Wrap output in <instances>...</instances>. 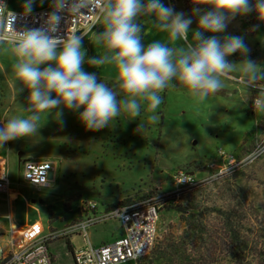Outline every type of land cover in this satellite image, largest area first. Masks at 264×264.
Wrapping results in <instances>:
<instances>
[{
	"label": "rangeland",
	"instance_id": "374dc122",
	"mask_svg": "<svg viewBox=\"0 0 264 264\" xmlns=\"http://www.w3.org/2000/svg\"><path fill=\"white\" fill-rule=\"evenodd\" d=\"M50 3L51 0H44L41 5L36 0L34 11ZM163 3L190 16L192 30L197 28L198 21L192 8L207 7L194 5L192 0H187V4L183 0H163ZM23 4L24 0H8L7 9L24 11ZM255 24L260 27L253 31ZM100 30L101 26L93 28L94 32ZM145 33L142 41L145 46L153 41L183 46L182 42H172L166 32L146 27ZM204 35H215L222 41L228 36H241L249 49L247 55L236 52L227 58L230 63H235L234 70L221 77L222 90L211 94L204 102H198L179 89L168 88L160 93L162 103L155 110L145 102L135 119L128 120L130 117L124 114L110 122L109 127L98 131L85 129L78 120L79 110L65 109L63 125L49 115L37 135L8 141L0 147L10 187L17 191L9 201L6 193L0 191V227L7 228L11 222L19 227L40 219L52 229L79 216L81 199L109 205L170 191L173 189L172 175L178 169H193L201 177L205 170L211 171L209 163L221 162L220 151L240 155L253 146L264 132V112L253 109V97L257 93L242 83L239 63L251 59L264 68V23H260L254 14L237 16L228 23L225 31L205 32ZM188 36L191 40L192 31ZM91 39V33L83 35L86 60L100 52ZM8 47L10 44L0 43V126L21 114L20 105L27 106L28 91L15 97L11 87L12 60L4 51ZM83 70L97 74L102 80H108L116 71L111 65L94 68L87 63ZM22 159L50 161L54 165L50 186L35 189L28 185L18 168V160ZM31 199L34 201L30 202ZM178 204L212 220L220 215L219 212L234 208L241 217L237 228L242 239L247 243L258 240L257 234L264 233V153L244 167L213 177L183 193L175 202L163 205L154 248L138 264L164 263V259L156 254L158 244L168 231L179 234L184 228L176 209ZM119 232L117 221L108 220L89 227L87 236L91 242L99 243L112 240ZM66 240L58 238L48 245L55 264H73ZM68 240L74 249L82 245L77 234H70ZM250 253L251 250L246 262L254 264L256 256ZM231 259V255H225L217 264H231Z\"/></svg>",
	"mask_w": 264,
	"mask_h": 264
},
{
	"label": "clouds",
	"instance_id": "9594fccd",
	"mask_svg": "<svg viewBox=\"0 0 264 264\" xmlns=\"http://www.w3.org/2000/svg\"><path fill=\"white\" fill-rule=\"evenodd\" d=\"M43 5L44 0H39ZM36 0H24V14L31 15ZM192 14L198 17L197 28L190 29L192 18L166 6L163 0H51V11L39 27L22 31L12 29L10 44L4 51L12 60L11 87L15 97L28 91L27 106L20 105V115L0 126V147L8 141L37 135V130L52 115L63 125L64 110L78 111V120L86 130L98 131L127 114L135 119L143 103L155 110L162 103L161 92L179 89L198 102L223 88L222 76L234 70L227 59L248 46L241 36H217L237 16L254 14L264 23V0H192ZM7 10L9 26L17 14L0 2V32ZM69 16L95 19L87 26L91 43L100 52L85 59L83 36L78 31L62 38L57 33ZM95 26L102 30L94 32ZM146 27L166 32L172 42L153 41L145 46ZM260 24L252 26L255 31ZM189 31H192L189 40ZM111 65L115 75L108 80L83 70ZM242 83L256 90L253 107L264 112V68L251 59L239 63ZM41 65H46L41 67ZM82 109V110H81ZM52 110H55L53 112ZM156 119L155 116L152 117ZM43 120V123L41 122ZM142 125H139V128ZM138 128V129H139Z\"/></svg>",
	"mask_w": 264,
	"mask_h": 264
},
{
	"label": "built area",
	"instance_id": "2783aa9c",
	"mask_svg": "<svg viewBox=\"0 0 264 264\" xmlns=\"http://www.w3.org/2000/svg\"><path fill=\"white\" fill-rule=\"evenodd\" d=\"M7 1L0 0L6 6ZM50 11L51 3L33 11L31 15L24 14V11H11L17 16L9 26V17L5 10V24L3 32H0V41H10L12 37L8 33L12 29L22 31L39 27ZM94 19V16H69L62 21L57 35L66 38L67 34L78 31L83 36L89 33L87 26ZM254 98L255 96L253 100ZM261 135L244 154H226L220 151L221 162L214 163L211 171L204 176H197L194 170L178 169L172 175L173 189L170 191L143 195L128 203L112 201L109 205L92 199H81L78 205L79 216L72 218L71 222L65 221L60 226H53L52 229L42 220H34L23 227L0 228V264H55L48 245L62 237L67 239L73 264H138L154 248L161 207L175 202L183 193L213 177L231 173L258 159L264 153V132ZM18 168L22 179L31 187L40 189L50 186L54 170L50 161L33 162L25 159L19 162ZM10 185L6 161L0 156V191L7 193L8 201L15 192ZM108 220L117 221L120 229L118 236L110 241L91 242L87 229ZM70 234H77L81 238L82 245L79 248H72L68 240Z\"/></svg>",
	"mask_w": 264,
	"mask_h": 264
},
{
	"label": "trees",
	"instance_id": "16d2710c",
	"mask_svg": "<svg viewBox=\"0 0 264 264\" xmlns=\"http://www.w3.org/2000/svg\"><path fill=\"white\" fill-rule=\"evenodd\" d=\"M183 1L187 4V0ZM176 209L184 228L179 234L168 231L158 244L156 254L164 259L163 264H217L225 255H231V264H248L250 250V255L256 256L254 264H264V233L257 234L258 240H243L237 228L241 217L236 209L221 211L213 220L179 204Z\"/></svg>",
	"mask_w": 264,
	"mask_h": 264
},
{
	"label": "crops",
	"instance_id": "0c3cea01",
	"mask_svg": "<svg viewBox=\"0 0 264 264\" xmlns=\"http://www.w3.org/2000/svg\"><path fill=\"white\" fill-rule=\"evenodd\" d=\"M22 160H25V159H22ZM19 162H20V160H18ZM215 164L216 163H218L217 161H215L214 162ZM214 163H212V164H210L209 163V165L211 166V167H214ZM214 164V165H213ZM209 165H208V168H209ZM188 170H193V169H188ZM205 173L207 172V170H205L204 171ZM11 189H13V188H11ZM15 192H14V196H13V198L15 197V195H16V190L15 189H13ZM2 192V191H1ZM6 197H7V193H6ZM30 202H32V201H30ZM35 220H40V219H35ZM34 221V220H33ZM27 224H29V223H25V224H23L22 226H19V227H23V226H25V225H27ZM13 226H16L17 227V225L14 223V222H11L10 224H9V226L7 227V228H3V227H0V228H2V229H9L10 227H13Z\"/></svg>",
	"mask_w": 264,
	"mask_h": 264
},
{
	"label": "water",
	"instance_id": "95a60500",
	"mask_svg": "<svg viewBox=\"0 0 264 264\" xmlns=\"http://www.w3.org/2000/svg\"><path fill=\"white\" fill-rule=\"evenodd\" d=\"M31 201H34V199H31Z\"/></svg>",
	"mask_w": 264,
	"mask_h": 264
},
{
	"label": "bare ground",
	"instance_id": "6f19581e",
	"mask_svg": "<svg viewBox=\"0 0 264 264\" xmlns=\"http://www.w3.org/2000/svg\"><path fill=\"white\" fill-rule=\"evenodd\" d=\"M13 197H11V199H12Z\"/></svg>",
	"mask_w": 264,
	"mask_h": 264
}]
</instances>
